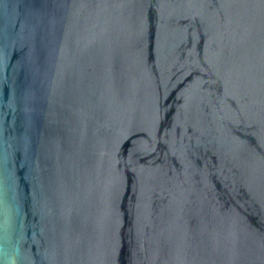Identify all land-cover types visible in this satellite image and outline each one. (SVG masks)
<instances>
[{
    "label": "water",
    "instance_id": "1",
    "mask_svg": "<svg viewBox=\"0 0 264 264\" xmlns=\"http://www.w3.org/2000/svg\"><path fill=\"white\" fill-rule=\"evenodd\" d=\"M0 264H264V0H0Z\"/></svg>",
    "mask_w": 264,
    "mask_h": 264
}]
</instances>
